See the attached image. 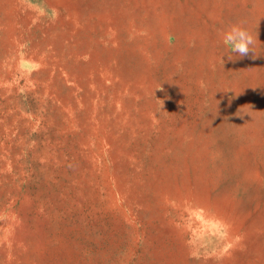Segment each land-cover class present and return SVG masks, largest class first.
<instances>
[{
	"label": "rangeland",
	"instance_id": "rangeland-1",
	"mask_svg": "<svg viewBox=\"0 0 264 264\" xmlns=\"http://www.w3.org/2000/svg\"><path fill=\"white\" fill-rule=\"evenodd\" d=\"M0 264H264V0H0Z\"/></svg>",
	"mask_w": 264,
	"mask_h": 264
},
{
	"label": "clouds",
	"instance_id": "clouds-1",
	"mask_svg": "<svg viewBox=\"0 0 264 264\" xmlns=\"http://www.w3.org/2000/svg\"><path fill=\"white\" fill-rule=\"evenodd\" d=\"M224 43L230 46L231 51L241 58L248 57L255 39L246 28L240 24L231 25L224 33Z\"/></svg>",
	"mask_w": 264,
	"mask_h": 264
}]
</instances>
